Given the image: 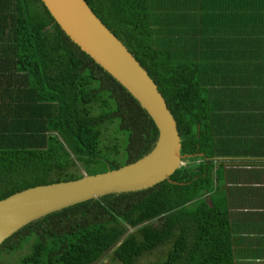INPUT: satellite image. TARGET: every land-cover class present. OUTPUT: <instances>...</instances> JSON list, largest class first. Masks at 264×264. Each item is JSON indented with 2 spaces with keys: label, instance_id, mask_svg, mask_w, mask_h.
I'll use <instances>...</instances> for the list:
<instances>
[{
  "label": "trees",
  "instance_id": "trees-1",
  "mask_svg": "<svg viewBox=\"0 0 264 264\" xmlns=\"http://www.w3.org/2000/svg\"><path fill=\"white\" fill-rule=\"evenodd\" d=\"M146 69L176 120L184 164L145 189L110 193L32 221L0 244L20 264H235L228 213L212 195L204 48L264 0H85ZM256 13V14H255ZM242 15V16H241ZM264 28V24H263ZM262 36V35H260ZM227 41V40H226ZM225 41V42H226ZM153 121L64 33L41 0H0V199L114 169L147 153Z\"/></svg>",
  "mask_w": 264,
  "mask_h": 264
},
{
  "label": "crops",
  "instance_id": "crops-1",
  "mask_svg": "<svg viewBox=\"0 0 264 264\" xmlns=\"http://www.w3.org/2000/svg\"><path fill=\"white\" fill-rule=\"evenodd\" d=\"M242 17L223 28L226 42L202 55L207 135L219 169L206 195L228 213L235 264H264V19L254 25L252 15Z\"/></svg>",
  "mask_w": 264,
  "mask_h": 264
},
{
  "label": "water",
  "instance_id": "water-1",
  "mask_svg": "<svg viewBox=\"0 0 264 264\" xmlns=\"http://www.w3.org/2000/svg\"><path fill=\"white\" fill-rule=\"evenodd\" d=\"M83 52L118 81L153 121L157 137L141 157L114 169L13 192L0 199V244L24 225L49 213L106 194L145 189L182 165L176 120L146 69L101 22L85 0H41Z\"/></svg>",
  "mask_w": 264,
  "mask_h": 264
},
{
  "label": "rangeland",
  "instance_id": "rangeland-1",
  "mask_svg": "<svg viewBox=\"0 0 264 264\" xmlns=\"http://www.w3.org/2000/svg\"><path fill=\"white\" fill-rule=\"evenodd\" d=\"M167 249H168V245H160L149 252H144L141 256H139L136 259L135 264H146L149 261L162 260L165 257V253ZM26 252H28V247L25 246L18 250L1 252L0 264H20V258ZM95 264H121V263L113 259L111 256V252L109 251L107 254L103 255L101 259L97 261Z\"/></svg>",
  "mask_w": 264,
  "mask_h": 264
},
{
  "label": "built area",
  "instance_id": "built-area-1",
  "mask_svg": "<svg viewBox=\"0 0 264 264\" xmlns=\"http://www.w3.org/2000/svg\"><path fill=\"white\" fill-rule=\"evenodd\" d=\"M182 164H184V162H182Z\"/></svg>",
  "mask_w": 264,
  "mask_h": 264
}]
</instances>
